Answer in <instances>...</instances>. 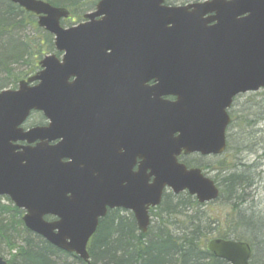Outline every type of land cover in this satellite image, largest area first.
<instances>
[{"label": "water", "instance_id": "95a60500", "mask_svg": "<svg viewBox=\"0 0 264 264\" xmlns=\"http://www.w3.org/2000/svg\"><path fill=\"white\" fill-rule=\"evenodd\" d=\"M8 1L37 16L62 54L45 55L35 75L0 92V197L24 211L27 230L91 264L87 246L107 209L130 211L145 234L148 210L160 204L164 189L187 192L200 204L218 199L214 182L178 157L223 154L233 99L264 88V0L182 6L100 0L85 22L66 29L64 7ZM150 80L156 84L148 88ZM104 82L110 94L103 87L93 93L90 85ZM106 104L139 133L137 143L119 135L126 161L94 163L77 155L76 130L93 107ZM31 112H41L48 125L25 131ZM207 248L228 264H250L246 242L213 239ZM0 264L8 263L0 256Z\"/></svg>", "mask_w": 264, "mask_h": 264}, {"label": "trees", "instance_id": "16d2710c", "mask_svg": "<svg viewBox=\"0 0 264 264\" xmlns=\"http://www.w3.org/2000/svg\"><path fill=\"white\" fill-rule=\"evenodd\" d=\"M42 1L55 7H66L72 15L71 9L80 7L82 11L77 19L91 9L95 2ZM49 53H55L53 38L37 26L36 16L8 0H0V91L10 87L14 89L19 81L36 73L39 61ZM262 92L254 95L253 111L238 118L240 120L236 123L255 134L258 133L255 131L258 124L264 127V89ZM229 115L233 124V115ZM230 145L227 138L226 151L231 149ZM221 162L217 169L206 166H201V169L217 171L213 180L219 188L220 197L216 202L229 207V215L224 218L209 216L202 211L206 205L198 204L187 194L168 196L154 212V220L146 234L138 231L131 217L110 214L101 220L89 243L90 263L228 264L208 252L206 244L211 238L243 241L250 245L253 252L259 238L257 231L261 230L255 219L238 216L240 232L236 230L237 225L234 228L229 225L232 217L241 214L240 207L246 202L243 194L249 183L245 181V175L236 170L231 157H223ZM183 163L192 166L187 160H183ZM22 214L23 211L13 206L8 199L0 198V256L8 255V264H85L76 256L53 247L27 230L22 222Z\"/></svg>", "mask_w": 264, "mask_h": 264}, {"label": "rangeland", "instance_id": "374dc122", "mask_svg": "<svg viewBox=\"0 0 264 264\" xmlns=\"http://www.w3.org/2000/svg\"><path fill=\"white\" fill-rule=\"evenodd\" d=\"M196 1L203 0H167V3L179 5ZM71 10H73L71 18L74 17V19L68 22L69 24H65L66 26L75 25L77 22L76 17L80 14L79 12L82 11L80 7H75ZM10 88L13 89L12 87ZM261 92L262 90L257 93L243 94L234 100L229 110V114L233 115V124H231L227 130V138L230 140L231 149L227 150L226 153L219 158H200L199 156L193 155L183 159L189 161L193 166L198 168L206 166L217 169L221 166L223 157H231V160L236 164V170L245 175V181L249 183L246 187L245 194H243L246 202L240 207L241 214L232 217V222L229 223V225L231 228L237 225L236 230L240 232L238 216H251L260 225L261 230L257 231L259 238H257V244H255L256 249L252 252L251 264H253L252 260L254 264H264V127L262 124H258V127H256L257 130H255L258 131V133L255 134L256 132H249L248 129L244 130V125L237 126L236 123L240 120L238 118H241L243 115L245 116L253 109L252 105L256 99L254 95ZM261 94H263V92ZM40 121V117L34 115L31 121H29V124H37ZM258 128L261 130L259 131ZM204 172L212 179L217 175V171H212V169L209 171L204 170ZM223 175L224 174L219 176V180ZM2 202L4 201L2 200ZM202 211L208 213L207 215L209 216L217 215L221 218H224L230 213L229 207L222 205L221 202L209 203ZM233 218L236 219V222H234L235 219ZM4 256L6 260L9 259L8 255Z\"/></svg>", "mask_w": 264, "mask_h": 264}, {"label": "flooded vegetation", "instance_id": "af4514ba", "mask_svg": "<svg viewBox=\"0 0 264 264\" xmlns=\"http://www.w3.org/2000/svg\"><path fill=\"white\" fill-rule=\"evenodd\" d=\"M99 1L100 0H95L92 8L86 11L85 13L81 14L80 19H77V22L75 25L83 22L84 15L89 12H92L96 8V5ZM70 21H73V18L71 19V17H69L66 20H62L61 26L63 28L69 27V26H66L65 24H69L68 22ZM58 58L59 59L61 58V54H58ZM122 77L128 80L134 79V77H131V76H122ZM74 79L75 78H71L69 81L71 82ZM155 84L156 83L154 80H150L145 84V86L150 88L154 86ZM90 86H92L93 93H96L99 91L97 87H103L104 93L106 94L108 92V94H110V86H111L110 82H104L102 84H92ZM128 86L131 87V90L129 91H132L135 87V85H132V84H129ZM134 97L132 98L131 103L137 102V100ZM163 98L164 100H168V101L174 100V98L172 97H163ZM105 102L107 103V101ZM34 115L39 116L41 121L38 122L37 124L36 123L29 124V121H31V118ZM130 117L136 118L137 117L136 111H132V114ZM121 120L122 118L120 117V114L116 112H112L111 108L107 104L103 106H99V107L98 106L93 107L91 113L86 117L85 122L82 123L84 127H81L79 130H76L75 132L76 138H74V141H75V148H76L77 155L80 156L81 158H87L88 160L94 163L104 162V161L112 162V161H118V160L126 161L127 160V150L122 147V139L126 143H127V140H131L132 142L133 140H135V143H137L139 140V133L137 131V128L133 124L129 125L126 123H122ZM78 124L79 123L77 122L76 125ZM47 125H48V121L46 120L44 115L41 112H34L30 115V117L26 121L23 128L25 131H27L35 127H46ZM118 125H124L123 127L125 128V131H115L114 128L117 127ZM130 126H131L130 128L131 130L128 131L126 127L128 128ZM119 135L122 136V139L120 138ZM61 140L62 139H58L52 142L50 145L58 144ZM123 145H125V143H123ZM30 146H34V144ZM193 155L199 156L200 158L215 157V156H202L200 154L195 153V154H191L188 156L181 155L178 158V160L183 163L184 158H187ZM219 157L221 156H216L215 158H219ZM64 161H67V159H65ZM133 161H134V165L132 167V172L136 173L138 172V166H139L140 159L138 156H136ZM187 167L197 168L196 166H193V165L190 167L189 166ZM95 175L97 174L95 173ZM151 182H152V178L149 180V183ZM180 194H187V193H180ZM168 196L170 197V196H177V195L173 194L169 189H164L161 195L160 204L156 207L149 208L148 210L149 227L152 221L154 220V216H153L154 212L163 205L164 201L167 199ZM110 214H117L118 216L120 215V216L131 217L136 224L134 215L130 211L124 210L122 208L107 209L106 215L102 219H104L106 216H109ZM102 219L99 220L97 229Z\"/></svg>", "mask_w": 264, "mask_h": 264}]
</instances>
